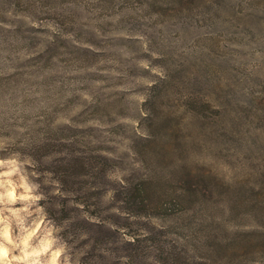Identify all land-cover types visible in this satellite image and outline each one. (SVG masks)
Wrapping results in <instances>:
<instances>
[{"label":"rangeland","instance_id":"374dc122","mask_svg":"<svg viewBox=\"0 0 264 264\" xmlns=\"http://www.w3.org/2000/svg\"><path fill=\"white\" fill-rule=\"evenodd\" d=\"M0 264H264V0H0Z\"/></svg>","mask_w":264,"mask_h":264},{"label":"trees","instance_id":"16d2710c","mask_svg":"<svg viewBox=\"0 0 264 264\" xmlns=\"http://www.w3.org/2000/svg\"><path fill=\"white\" fill-rule=\"evenodd\" d=\"M157 84L158 81H154L151 83L150 88L153 89ZM147 131L146 134L140 136L143 142H145L143 146L150 144L151 140L156 137L154 132L151 130ZM139 150V152L146 153V147L140 146ZM148 171V174L138 182L134 184L128 182L127 185L123 187L124 193H126L130 200V207L133 213L154 217L155 213L161 210H170V208L173 207L183 209L186 207L190 199L189 196L195 193V187L187 185V188H185L184 185H186V180H181L180 187L174 192L162 193L155 197L153 194L156 186L161 185L164 180L157 177L152 168L148 169Z\"/></svg>","mask_w":264,"mask_h":264},{"label":"clouds","instance_id":"9594fccd","mask_svg":"<svg viewBox=\"0 0 264 264\" xmlns=\"http://www.w3.org/2000/svg\"><path fill=\"white\" fill-rule=\"evenodd\" d=\"M27 241L25 240L24 243H26Z\"/></svg>","mask_w":264,"mask_h":264}]
</instances>
